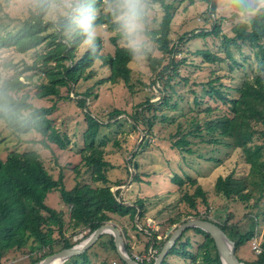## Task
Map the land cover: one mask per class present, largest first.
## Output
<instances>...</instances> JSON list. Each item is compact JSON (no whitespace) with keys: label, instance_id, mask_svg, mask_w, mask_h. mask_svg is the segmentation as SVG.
<instances>
[{"label":"trees","instance_id":"obj_1","mask_svg":"<svg viewBox=\"0 0 264 264\" xmlns=\"http://www.w3.org/2000/svg\"><path fill=\"white\" fill-rule=\"evenodd\" d=\"M33 1L35 10L28 12V17L22 22L21 28L16 32L12 30L0 36V50H13L19 54L35 53L31 63L24 62L21 66L12 63L3 65L12 72V75L1 79L0 74V121L18 140L21 136L35 133L40 139L34 143L44 149L55 145L60 150H64L68 140L61 135L52 118L56 103L62 100L72 101L69 94L73 87L94 81L98 73L94 70L95 64H100V69L108 68L110 72L107 78L98 79L96 84L119 81L127 84L130 76L129 64L133 62L136 52L132 47L127 46L128 38L132 35H127L122 22L117 20L121 11L115 9L103 14V0H72L67 15L55 21L45 17L51 6L60 4L61 0ZM151 1L159 4L163 9L161 23L157 29H145L139 32L156 46L162 56H174L184 40L180 37L178 44L170 45L172 5L166 4V0ZM201 1L210 7L211 15L215 13L217 0ZM261 1L231 0L234 15L247 16L246 19L243 18L235 23L231 29V37L220 35V24L215 23L211 31L191 34V38L186 39L190 41L204 40L208 37L218 38L216 53L198 50L195 56L202 58L205 64L210 66L227 67V72L230 74L239 72L240 69L243 79L239 85L231 88L225 85L220 77H209L208 81L201 85L199 92L192 91V103L186 114L192 115L193 118L184 120V131H181V125H178L177 134L181 137L172 145L173 149L180 150V153L183 151L187 155L194 154V140L202 144L224 145L239 150L243 163L248 166V173L237 178L233 173L218 176L214 182V191L216 195H221L229 203L235 204L234 206L247 207L251 202L250 214L259 207L264 198V7L260 9ZM189 2L192 3L193 0ZM85 15L91 16L89 29L91 39L81 27L80 22ZM142 17L140 11L139 20H142ZM101 26L117 32L115 36L109 38V43L114 48L112 54L102 55L101 51L105 44L103 45L99 36L93 35V31ZM121 40H124V45H119ZM81 47L82 50L78 54ZM245 49L248 50V55L243 53ZM142 53L150 61L151 71L156 73L152 84L160 83L164 96L157 103L146 100L145 110L135 111L130 118L133 121V130L141 129L138 126L144 125L148 130L158 132L162 125L170 122L166 123L162 120L163 116L160 120H155L157 118L155 112L162 107H169L171 95H168L167 91L173 93L175 90L170 81L176 76L177 66L171 62L157 71L164 58L152 57L147 51ZM236 56L243 58V62L238 63ZM246 62L248 66L245 65ZM170 69V73L167 74ZM34 77L42 82L33 83ZM63 89L67 92L66 96H62ZM92 96L96 98L90 89H86L79 96L80 99L72 101L82 111L84 120V130L81 133L82 146L79 149L80 164L74 169L77 181L73 188L65 189L62 173L54 179L46 170L40 155L34 151L22 153L11 151L4 160L0 158V260L10 252L28 250L32 253L28 264H38L48 255L75 245L65 236L68 229L72 231L87 229L88 233L92 234L108 222H114L116 227L122 229L126 239L125 250L134 260L130 254L132 248L130 249L127 241L128 225L131 231L147 238L145 247L139 252L140 255L147 254L149 248L156 250L158 255L176 229L174 227L167 237L159 238L157 231L144 225L147 196L143 195L147 193L143 188L149 186V182L144 181L137 170L134 171L128 189L123 191L121 196H119L120 192L111 191L108 169H111L112 165L105 160L106 142L105 137H101L102 127L109 125H103L101 120L91 115L89 107L85 106ZM32 98L54 100V102L49 107H36L30 102ZM143 105H139L138 108ZM180 108L178 101L167 109L177 112ZM146 113L149 115L147 116ZM121 114L122 111L114 110L109 113L107 119L111 120ZM140 148L129 159L128 165L142 151ZM81 169L87 177V183L79 179ZM125 170L127 179H117L113 186L127 184L130 171L128 167ZM172 175L168 177L170 190L167 194H178L179 198L174 207L175 215L165 219L168 227L178 226L188 219L213 222L234 243V253L239 261L244 264L264 263V241L263 249L255 260L245 261L239 258V249L256 234L258 217L264 212H256L246 230H243L245 225L236 226L228 221L219 224L207 216L204 217L200 211L199 206L208 209V194L198 181L188 175L185 177L176 173ZM54 191L59 193L67 213L46 205L48 194ZM128 202L132 205H124ZM183 204L189 211L182 210ZM136 215L137 222H141L143 230H147L148 234L137 229L134 223ZM105 237L109 238L108 243L103 241ZM92 250L95 252V257L98 256L99 251L103 253L104 257L97 264H112L114 257L125 264L116 252L113 236L109 234L100 236L84 253L73 256L62 264H90L89 253ZM154 261L155 259L150 264ZM161 264L223 263L210 235L199 228H190L183 231Z\"/></svg>","mask_w":264,"mask_h":264},{"label":"rangeland","instance_id":"obj_2","mask_svg":"<svg viewBox=\"0 0 264 264\" xmlns=\"http://www.w3.org/2000/svg\"><path fill=\"white\" fill-rule=\"evenodd\" d=\"M103 1V14L115 9L120 11L117 1ZM72 3V0H61L60 4L51 6L45 18L50 19V21H55L59 17L66 16ZM165 3L172 5V11L170 13L172 16L169 33L170 45L178 44L180 37H183L184 40L179 45V50L174 56H162L156 46L144 35L140 34L139 31L145 29H157L163 17V9L159 4L153 3L151 0H142L140 11L143 17L142 20H137L138 27L133 33H129L126 29L124 31L127 35L133 36L128 38L127 46L132 47L136 52L133 62L129 64V82L127 84L123 81L117 83L106 82L102 85L96 84L98 79L107 78L110 72L108 68L100 69V64H95L96 67L94 70L98 72L94 78L95 85L94 81L80 83L77 87H73L69 98L72 101L80 99L79 96L86 89H90L92 95H96V98L93 96L89 98L85 106L87 108L89 107L92 112L91 115L101 120L103 125H109L102 127L101 137H105L104 140L106 142L104 148L105 160L112 165V168L108 169L111 191L120 192L119 196H121V193L128 188L127 184L124 186H113V183L117 179H127L125 168L127 169L128 167L130 176H133L136 170L140 172L142 179L149 182V186H144L143 188V191L147 193L143 195L147 196L145 197L147 199L145 203L147 213L144 216L143 223L150 229L157 231L159 238L167 237L173 231L174 227H177H171L170 231V227H168L165 220L175 215L174 207L179 198L178 194H167V191L170 190L168 177L173 173L181 177L188 175L196 179L207 192L208 209L199 206L204 217L207 216L219 224H224V221H228L230 224H235L236 226L245 225L243 230H246L253 215H256V212H264V198L260 202L259 207L255 209V213L250 214L249 207L252 205L251 202L247 204V207L244 205L234 206L235 204L229 203L221 195H216L214 191V182L218 176H227L233 173L237 178L243 177L248 173V166L243 163V158H241L239 150H233L224 145L202 144L194 140V154L187 155L183 151L180 153V150L173 149L172 145L181 137V135L177 134L178 125H181L180 129L184 131V120L193 118L192 115L188 116L186 114L192 103V91L199 92L201 85L208 81L209 77H220L221 81L231 88L239 85L243 79L242 70L240 69H238L239 72L230 74L227 72V67L210 66L205 64L202 58L195 56V52L198 50H209L212 53H216L219 45L218 38L208 37L204 40L192 39L190 41H186V39L191 38V34L195 35L201 31H211L215 23L220 24V35L231 37V29L235 23L243 20V18L246 19L247 16L240 15L236 17L231 6V0H217L216 11L212 15L209 11L210 7L201 0H193L192 3L189 0H166ZM263 7L264 0L261 1L260 9ZM33 9L35 10L33 0H1L0 36L8 31L14 30L16 32L21 28L22 22L28 17V12L30 10L33 11ZM6 15L8 18H6ZM120 16L121 14L117 17V20H120L123 28H125V21L120 19ZM116 33L115 31H110L106 26H101L93 31V35L99 36L102 39L103 45L105 44L101 51L102 55L113 53L114 48L110 45L109 38L115 36ZM123 41L121 40L119 45H124ZM81 50L82 47L78 50V54ZM143 51H147L152 57L158 59L164 58L162 65L158 67L157 71H160L171 62H173L174 66H177L176 76L170 81V84L175 87V90L173 93H170V90H168L167 93L171 95L169 107H172L174 103L179 101L181 108L177 112H172L170 109H167L169 107H162L161 110H156L155 115L157 118L155 120L158 121L163 116L164 118L162 120L166 123L170 121L167 125H162L158 132L148 130L144 125L138 126L141 129L135 131L133 130V121L130 118L135 111L140 112L142 109L145 110L147 106L145 104L146 100H149L151 103H157L164 96V92H161V84L157 82L152 84L156 73L151 71L150 61L146 58V55H143ZM243 53L248 55L249 52L245 49ZM34 55V52L19 54L13 50H0L1 79L8 78L12 75L10 70L4 68V64L12 63L21 66L24 62L31 63ZM235 58L238 63L243 62V58L239 56ZM245 65L248 66V62ZM170 71L171 69L167 74ZM32 81L33 83L42 82L37 77H34ZM61 91L62 96L67 95L65 89ZM72 101L62 100L57 102L56 110L52 114L55 126L61 135L68 140V145L64 150H60L55 145H51L49 149H44L39 144L34 143V141L40 139L35 133L21 136L20 140H18L5 127L4 123L0 121V158L4 160L11 151H17L19 153L34 151L40 155L46 170L54 179H57L59 173H62L65 189L69 190L73 188L77 181V174L74 169L80 164L79 149L82 146L81 133L84 130V120L82 111ZM30 102L36 107H49L53 104L54 100H37L32 98ZM141 104H144L143 107L138 108ZM114 110L122 111L123 114L108 120L109 113ZM146 115L148 116L149 114L146 113ZM145 141H147L146 145L142 146ZM141 146L142 149L140 148ZM139 148L142 151L128 165L127 162L133 157V154L139 151ZM82 169L80 170L81 177L79 176V179L83 183H87V177L84 175ZM192 191L190 190V192ZM45 203L57 211L62 210L67 213V208L62 204L57 191L48 194ZM127 205L132 204L128 202ZM181 208L183 211H189L184 204ZM159 214L160 216H158ZM65 219L67 220V216ZM258 219L260 223L258 222V226L255 229L256 234L246 245L239 249V258L242 260L253 261L258 257V254L253 250L254 242L260 249H263L264 214L260 215ZM161 220L163 222H160ZM156 221L157 225L155 224ZM108 223L114 226L116 225L114 222ZM134 223L137 229L148 234L147 230H143L141 222H137V215ZM125 224H127V221ZM129 226H127V235L129 237L127 241H129L130 249L132 248L130 254L133 257L145 255L144 253L140 255L139 252H142L145 247L147 238L131 231ZM117 228L121 232L125 247L126 239L122 233V229L120 227ZM90 235L87 229L77 231L68 229L65 232V236L75 245L83 243ZM55 237L58 236L55 235ZM103 241L108 243L109 238L105 237ZM94 254V250L89 253L91 259L90 264H97L104 257L100 251L97 257ZM31 256L32 253L28 252V250L10 252L0 260V264H28ZM113 263L122 264L115 257L112 258ZM173 263L175 262L173 261Z\"/></svg>","mask_w":264,"mask_h":264},{"label":"water","instance_id":"obj_3","mask_svg":"<svg viewBox=\"0 0 264 264\" xmlns=\"http://www.w3.org/2000/svg\"><path fill=\"white\" fill-rule=\"evenodd\" d=\"M146 143L147 141L144 142L143 146L146 145ZM127 204L128 203L124 205ZM190 228H199L210 235L215 243L216 249L223 264H244L243 262L239 261L235 255L234 243L227 237L224 231H222L215 223L201 219H188L187 221L178 225L171 233L168 240L165 242L160 253L155 257L153 264H161L167 252L173 247L175 241L180 237L183 231ZM104 234H110L113 236L116 252L119 258L125 264H138L127 254L120 230L116 226L109 223L104 224L96 229L83 243L68 249L61 250L52 255H48L38 264H50L54 260H60L62 264L71 257L84 253V251L88 250L98 240V238Z\"/></svg>","mask_w":264,"mask_h":264},{"label":"clouds","instance_id":"obj_4","mask_svg":"<svg viewBox=\"0 0 264 264\" xmlns=\"http://www.w3.org/2000/svg\"><path fill=\"white\" fill-rule=\"evenodd\" d=\"M141 3L142 0H117L121 11L120 19L125 21L124 27L129 33L135 32L138 27L136 22L139 19ZM80 23L84 31L89 34V39H91V33L89 32L91 16L85 15Z\"/></svg>","mask_w":264,"mask_h":264},{"label":"built area","instance_id":"obj_5","mask_svg":"<svg viewBox=\"0 0 264 264\" xmlns=\"http://www.w3.org/2000/svg\"><path fill=\"white\" fill-rule=\"evenodd\" d=\"M253 250L258 255L261 253V249L255 244V242L253 243ZM155 256L156 251L149 248L147 254L141 256H134V261L138 264H150L151 261L155 259Z\"/></svg>","mask_w":264,"mask_h":264},{"label":"crops","instance_id":"obj_6","mask_svg":"<svg viewBox=\"0 0 264 264\" xmlns=\"http://www.w3.org/2000/svg\"><path fill=\"white\" fill-rule=\"evenodd\" d=\"M132 176V175H131ZM130 176V178H129V180H128V182H127V186L129 187V185H130V183H131V180H132V177ZM128 189V188H127ZM126 189V190H127ZM155 224L157 225V221L155 222ZM170 231H171V228H170Z\"/></svg>","mask_w":264,"mask_h":264},{"label":"bare ground","instance_id":"obj_7","mask_svg":"<svg viewBox=\"0 0 264 264\" xmlns=\"http://www.w3.org/2000/svg\"><path fill=\"white\" fill-rule=\"evenodd\" d=\"M50 264H61V261L60 260H54Z\"/></svg>","mask_w":264,"mask_h":264}]
</instances>
